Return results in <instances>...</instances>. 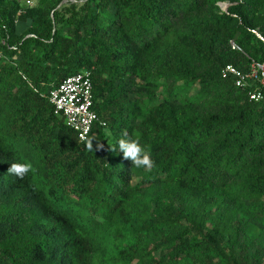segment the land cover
<instances>
[{"label": "trees", "instance_id": "16d2710c", "mask_svg": "<svg viewBox=\"0 0 264 264\" xmlns=\"http://www.w3.org/2000/svg\"><path fill=\"white\" fill-rule=\"evenodd\" d=\"M61 1L0 0V264H264V96L221 74L264 61V0ZM85 69L97 151L50 100Z\"/></svg>", "mask_w": 264, "mask_h": 264}, {"label": "built area", "instance_id": "2783aa9c", "mask_svg": "<svg viewBox=\"0 0 264 264\" xmlns=\"http://www.w3.org/2000/svg\"><path fill=\"white\" fill-rule=\"evenodd\" d=\"M35 2L36 0H24V5L33 6ZM231 46L242 49L233 40ZM221 74L224 78H231L237 87L247 89L251 99L259 100L264 96V61L253 60L247 70L226 64ZM50 100L55 112L65 118L67 125L77 132L79 139L86 140L93 123L98 119L93 109L90 71L85 69L66 76L51 90Z\"/></svg>", "mask_w": 264, "mask_h": 264}, {"label": "clouds", "instance_id": "9594fccd", "mask_svg": "<svg viewBox=\"0 0 264 264\" xmlns=\"http://www.w3.org/2000/svg\"><path fill=\"white\" fill-rule=\"evenodd\" d=\"M93 141H97L95 148ZM86 147L90 151H97L102 149L104 145L95 137H91L86 139ZM110 149L122 153L123 159L129 161L134 168L145 169L150 172L156 166L151 152L141 145L138 138L134 139L126 136L117 141L116 147H110ZM31 170L32 165L30 163L12 162L7 169V173L23 179Z\"/></svg>", "mask_w": 264, "mask_h": 264}, {"label": "water", "instance_id": "95a60500", "mask_svg": "<svg viewBox=\"0 0 264 264\" xmlns=\"http://www.w3.org/2000/svg\"><path fill=\"white\" fill-rule=\"evenodd\" d=\"M68 0H62L60 3H59V5L57 6V7H60L61 5H63L64 3H66ZM72 1H74V0H72ZM226 6H227V4H226ZM226 6L223 8V9H226ZM30 35V34H29ZM28 36V35H27Z\"/></svg>", "mask_w": 264, "mask_h": 264}, {"label": "rangeland", "instance_id": "374dc122", "mask_svg": "<svg viewBox=\"0 0 264 264\" xmlns=\"http://www.w3.org/2000/svg\"><path fill=\"white\" fill-rule=\"evenodd\" d=\"M20 2H21V4L24 5V0H21ZM220 5H221L222 8H224L226 6V3L221 2Z\"/></svg>", "mask_w": 264, "mask_h": 264}]
</instances>
